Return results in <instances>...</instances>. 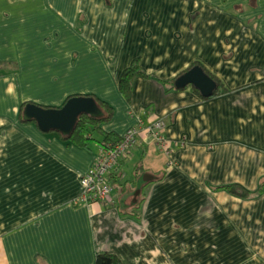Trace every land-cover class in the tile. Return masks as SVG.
Masks as SVG:
<instances>
[{
	"label": "crops",
	"instance_id": "crops-1",
	"mask_svg": "<svg viewBox=\"0 0 264 264\" xmlns=\"http://www.w3.org/2000/svg\"><path fill=\"white\" fill-rule=\"evenodd\" d=\"M196 62L227 91L177 88ZM77 95L114 107L105 131H139L108 203L81 198L99 133L86 149L21 120ZM262 181L264 0H0V264H264Z\"/></svg>",
	"mask_w": 264,
	"mask_h": 264
},
{
	"label": "trees",
	"instance_id": "trees-1",
	"mask_svg": "<svg viewBox=\"0 0 264 264\" xmlns=\"http://www.w3.org/2000/svg\"><path fill=\"white\" fill-rule=\"evenodd\" d=\"M197 63H199V62H196V64L194 63V65H197ZM199 65L202 66L208 74L210 73L209 74L210 76L212 75V77L217 79V81L219 83V88L216 90V93H223V92L227 91L226 86H224L222 81L216 75L211 74V72L202 63ZM139 74H145V73L143 70H141L138 67L137 64H134L130 68L126 69L120 78L119 89H120L121 94L125 97L127 102L131 101L132 80L135 76H137ZM70 97H72V96H70ZM95 99H96L98 105L100 106V108L102 109V111H104L103 115L98 116V117L97 116H90V115H83L81 117V119L79 120L74 132L69 136H64L63 134L60 133L61 138L67 143H73L74 145H76L78 147L90 149L91 143L95 139L94 134L99 133L102 136V139H101L102 148L114 149L116 145H118L120 143L122 144L123 142H125L124 141V139H125L124 134L126 132L123 135H119L115 132H108V131L104 130V128L102 127V124L104 122L110 121L113 118V116L115 114V110H114V107L111 104H109L108 102H105L98 97ZM27 103L28 102L23 103V107ZM44 107L50 108V107H55V106H44ZM21 113H22L21 114V120L24 123L29 122V121H25L23 119V109H22ZM136 143L137 142H134L130 146L126 147L125 151L122 154L117 156L115 163L112 165V167L110 168V170L107 174L108 182L112 187L111 196L115 192V189H120L122 184H123V182H121V185L117 184L119 182L118 179L120 180V178H119L120 173H121L120 167L122 166V163L124 162V160L129 155V152L136 145ZM219 188H224V189L231 191V192H234V193L236 192V190L240 189L242 195H244V193L245 194L246 193L247 194H253L247 188L241 187L239 185L222 186V187H218L217 189H219ZM263 189H264V184L262 181L257 193H254V194H261L263 192ZM81 198H82V195H81ZM143 200H144V198H141L139 200V202L136 205V209L139 208V205H141ZM82 201L86 202L83 199H82ZM108 201H107V203H108ZM89 203H92V202H89ZM140 212H141L140 210H139V212L134 210V212H132V214L134 213L135 216H137L139 218ZM94 264H124V262L117 254H115L113 252L99 251L96 254V259H95Z\"/></svg>",
	"mask_w": 264,
	"mask_h": 264
},
{
	"label": "water",
	"instance_id": "water-1",
	"mask_svg": "<svg viewBox=\"0 0 264 264\" xmlns=\"http://www.w3.org/2000/svg\"><path fill=\"white\" fill-rule=\"evenodd\" d=\"M176 87L183 89L193 85L204 97H210L218 88V83L202 66H194L178 77ZM83 115L102 116L103 111L96 99L87 95L70 97L61 107H44L28 102L23 109V119L35 122L42 132L56 131L64 136L71 135Z\"/></svg>",
	"mask_w": 264,
	"mask_h": 264
},
{
	"label": "built area",
	"instance_id": "built-area-1",
	"mask_svg": "<svg viewBox=\"0 0 264 264\" xmlns=\"http://www.w3.org/2000/svg\"><path fill=\"white\" fill-rule=\"evenodd\" d=\"M164 125V121L158 120L152 124L149 130L152 132L160 148L166 149L170 147V141L162 133ZM138 132L136 128L131 127L124 134L125 142L116 145L114 149L102 148L101 154L95 164L82 177L83 200L93 203L107 202L109 200L112 187L108 182L107 174L115 163L117 156L122 154L126 147L138 141Z\"/></svg>",
	"mask_w": 264,
	"mask_h": 264
},
{
	"label": "bare ground",
	"instance_id": "bare-ground-1",
	"mask_svg": "<svg viewBox=\"0 0 264 264\" xmlns=\"http://www.w3.org/2000/svg\"><path fill=\"white\" fill-rule=\"evenodd\" d=\"M82 195V194H81ZM86 202H88V201H86ZM93 203V202H92ZM104 203H107V202H104Z\"/></svg>",
	"mask_w": 264,
	"mask_h": 264
},
{
	"label": "rangeland",
	"instance_id": "rangeland-1",
	"mask_svg": "<svg viewBox=\"0 0 264 264\" xmlns=\"http://www.w3.org/2000/svg\"><path fill=\"white\" fill-rule=\"evenodd\" d=\"M82 194V193H81Z\"/></svg>",
	"mask_w": 264,
	"mask_h": 264
}]
</instances>
